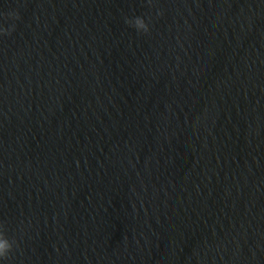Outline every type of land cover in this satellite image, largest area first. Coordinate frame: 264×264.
I'll return each instance as SVG.
<instances>
[{
  "label": "clouds",
  "instance_id": "9594fccd",
  "mask_svg": "<svg viewBox=\"0 0 264 264\" xmlns=\"http://www.w3.org/2000/svg\"><path fill=\"white\" fill-rule=\"evenodd\" d=\"M148 3L151 5L152 0H148ZM0 15L3 16L4 21L11 20L15 22L16 20L20 19L19 14L16 12L2 13ZM150 19L151 18L149 17L148 21H146V19L141 16H135L131 18L126 17L125 23L134 28L137 32L146 34L150 31ZM14 30L15 23H12L11 25L5 27L4 23L0 22V36L11 35ZM14 243L15 241L10 240L6 236L4 225L3 223H0V260H5L9 257L10 252L13 250Z\"/></svg>",
  "mask_w": 264,
  "mask_h": 264
}]
</instances>
